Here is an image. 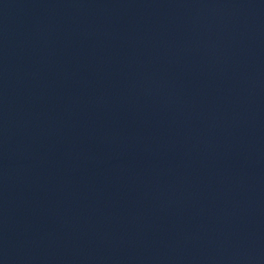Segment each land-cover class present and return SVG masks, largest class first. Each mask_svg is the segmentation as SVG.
Segmentation results:
<instances>
[{"label":"water","instance_id":"obj_1","mask_svg":"<svg viewBox=\"0 0 264 264\" xmlns=\"http://www.w3.org/2000/svg\"><path fill=\"white\" fill-rule=\"evenodd\" d=\"M80 264H264V204L186 222Z\"/></svg>","mask_w":264,"mask_h":264}]
</instances>
